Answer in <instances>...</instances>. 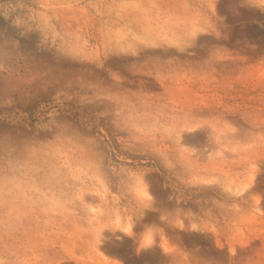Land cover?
I'll list each match as a JSON object with an SVG mask.
<instances>
[{
    "label": "rangeland",
    "instance_id": "1",
    "mask_svg": "<svg viewBox=\"0 0 264 264\" xmlns=\"http://www.w3.org/2000/svg\"><path fill=\"white\" fill-rule=\"evenodd\" d=\"M0 264H264V0H0Z\"/></svg>",
    "mask_w": 264,
    "mask_h": 264
},
{
    "label": "bare ground",
    "instance_id": "2",
    "mask_svg": "<svg viewBox=\"0 0 264 264\" xmlns=\"http://www.w3.org/2000/svg\"><path fill=\"white\" fill-rule=\"evenodd\" d=\"M131 229H132L131 226L125 227V229H124V230H125V233H126V232H127L128 234L131 233ZM127 233H126V234H127ZM150 243H151V242H150V238H149L147 241L144 242L145 245H149ZM151 244H152V243H151Z\"/></svg>",
    "mask_w": 264,
    "mask_h": 264
}]
</instances>
